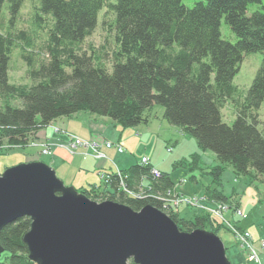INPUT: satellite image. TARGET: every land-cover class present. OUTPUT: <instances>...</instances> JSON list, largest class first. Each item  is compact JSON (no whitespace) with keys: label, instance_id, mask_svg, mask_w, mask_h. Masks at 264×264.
<instances>
[{"label":"trees","instance_id":"obj_1","mask_svg":"<svg viewBox=\"0 0 264 264\" xmlns=\"http://www.w3.org/2000/svg\"><path fill=\"white\" fill-rule=\"evenodd\" d=\"M27 1L28 25L18 29ZM183 1L0 0V96L16 97L21 104L0 110V146H26L37 131L80 112L110 119L122 129L137 128L149 123V112L158 105L164 121L214 154L219 165L209 173L213 182H219L227 166L237 178L253 173L264 184V128L258 129L255 115L264 102V0H193L192 7ZM222 20L235 43L221 37ZM98 25H106L111 34L109 58L103 48L89 54L82 49ZM40 35L45 39L38 44ZM14 50L26 65L28 89L9 83ZM251 53L262 55L261 64L249 88L241 91L233 78L243 55ZM226 103L235 110L231 126L222 122ZM180 164L188 166L181 161L174 168ZM151 169L135 165L120 172L130 191L142 181L152 187L141 199L121 191L122 179L115 174H109L112 192L105 199L94 196V189L82 193L135 212L145 206L161 210L163 193L173 182L165 173L150 178ZM208 195L213 201L229 200L218 191ZM168 217L182 232L207 224L204 215ZM30 225L23 217L0 231L8 264H34L23 243Z\"/></svg>","mask_w":264,"mask_h":264},{"label":"rangeland","instance_id":"obj_2","mask_svg":"<svg viewBox=\"0 0 264 264\" xmlns=\"http://www.w3.org/2000/svg\"><path fill=\"white\" fill-rule=\"evenodd\" d=\"M183 4L188 7H192L193 0H184ZM30 6L31 4L27 1L21 12L20 21L18 25H16L18 29H26L28 25V17L31 14ZM100 19L101 18L99 15V24ZM109 33L110 32L106 29V25H98L92 34L83 41L82 49L88 51L89 54L90 51H95L96 53L100 52L101 48H103L104 52L108 54L109 58V55L113 51L111 34ZM220 33L224 40L235 43L236 39L234 35L227 25H225L223 20L221 21ZM44 39L45 35H40L38 44L43 42ZM11 56L10 70L8 73L10 85L20 89H28L31 86V82L27 77V68L25 63L21 60L19 51L14 50ZM261 60L262 55L260 53L243 55L242 61L239 65V70L233 78V85L241 91L248 89L260 67ZM6 105L19 108L21 104L16 97L0 96V110H2ZM163 112V108L158 105L152 108V110L149 112V114L152 116V119L150 120L151 131L144 134L142 132H134L133 136L136 137L137 141L133 137H128V133L130 130H134V128L118 129V126L116 127L118 131L125 130L124 137L130 139L128 143L129 145H133L134 150L128 151L126 153L131 155L136 153L137 157L144 154V156L147 155V157L143 158L147 159L152 157L153 160L157 162L155 165H158L159 169L164 171L162 173L168 174L173 182V186L163 193V199L161 200V210H157L162 212L167 217L178 216V219L180 220H193L194 215L206 216L207 224L205 225V228L195 230H203L216 235L224 246L226 258L230 264H264V239L260 237L254 240L250 234L251 232L253 235L264 236V184H262L260 179H258L253 173H251L250 176L246 178H237L233 174V171L227 166L224 167L219 182H213V179L209 173L211 168L219 165L215 160L214 154L210 151L201 150L195 139L182 134L178 129L170 126L166 121L163 120ZM76 115L77 117H72L71 120H74L75 118V120L81 122L83 121V116H88L89 113L80 112L75 114V116ZM255 115L258 122V129L261 130V128H264V102L261 104ZM221 116L223 123L227 124L228 126L232 125L235 120V110L230 103H226L224 105L223 109L221 110ZM64 120H66V118L57 119L49 126L39 130V132L43 133L47 128H50L57 135L63 134V136L66 137L65 144L58 142L56 146L65 149L70 155L75 154L80 148H89L93 151V156L96 159L107 158L98 151V146L95 143L84 141L83 139L69 134L66 131L59 130L60 128H58V125L64 122ZM111 122L112 121L110 120V123ZM110 130H113V128ZM140 140L142 142H140ZM135 141L141 143L140 146H138L139 148H135ZM110 144L111 146H107V141H104L103 143L107 149H114L117 153L124 152V146L122 148L120 144ZM51 145V142H47L46 139H42L40 141L36 140L34 137H31L28 144L23 147L14 148L8 147L5 143L2 144L0 146V176L7 169L16 167L18 165L28 163H47L46 157L51 155ZM120 147L123 150L122 152H119L118 150ZM85 156H87V154H85ZM193 156H196L195 160L192 159ZM142 159L137 165H150L149 159L147 165L142 163ZM181 161H185V164L188 166L183 168L180 164L179 166L177 165L178 167L175 169L174 164ZM193 162L196 163V169L189 172L188 170H190L191 164H193ZM112 174L118 175L119 178L122 179L121 191H123L129 197L141 199L146 197V195L152 191V187L148 186L147 181H142V183L140 182L138 186L130 191L123 183L125 177L121 176L120 171L114 172ZM160 174L161 172L155 170L152 167L150 171V178L158 179L160 178ZM192 175L195 177V179L191 178ZM98 176L101 180V183L97 186L90 187L89 189H94V196L96 194H102L103 200L105 199L104 194H107L108 190L112 192L108 186L109 174L100 173ZM77 181L78 180H76V182ZM61 182L65 187H71L70 185L66 184L67 182ZM73 189L77 194L85 196L82 193L83 191L78 190L77 188ZM214 191L221 192L224 197L229 199L227 200L228 202H221L218 200L213 201V199L210 200L208 193ZM89 200L92 201L91 199ZM103 202L107 201H97L95 203L100 204ZM218 205L225 206L223 207L225 209L217 210ZM213 210H216L215 214L213 213ZM238 211H240V215L237 214ZM238 220L243 222V227L246 228V230L238 229L237 225L240 223ZM232 221L234 223L238 222L237 225H234ZM228 224H231L232 226H228ZM238 236H242L246 243L251 246L255 254L254 260L249 261L247 259L248 255L246 245L244 246V242L241 241ZM6 256L7 254L3 251L0 254V262H5ZM130 261L133 263V260L130 259L128 260V264ZM4 264H8L7 260Z\"/></svg>","mask_w":264,"mask_h":264},{"label":"water","instance_id":"obj_3","mask_svg":"<svg viewBox=\"0 0 264 264\" xmlns=\"http://www.w3.org/2000/svg\"><path fill=\"white\" fill-rule=\"evenodd\" d=\"M22 217L31 219L23 243L36 264H230L216 235L180 232L151 206L92 202L43 163L0 176V231Z\"/></svg>","mask_w":264,"mask_h":264},{"label":"crops","instance_id":"obj_4","mask_svg":"<svg viewBox=\"0 0 264 264\" xmlns=\"http://www.w3.org/2000/svg\"><path fill=\"white\" fill-rule=\"evenodd\" d=\"M72 117H77L73 115ZM72 117L66 118L64 122L58 125L61 131H66L69 134H72L76 137L83 139L84 141L95 143L98 147V151L105 155L106 159H96L93 156V151L89 148H80L76 151L75 154H68L65 149L57 147L56 144L59 142H66V137L62 135L55 134L50 128H47L43 133L37 131L34 134L36 140L46 139L47 142H51V155L46 157V164L49 166L56 174L57 178L67 182V185H70L72 188H77L78 190L84 191L88 190L90 187L99 185L101 180L99 179V174H112L114 172H125L130 167L135 166L147 155L137 157L136 153L131 155L126 153L128 151L134 150L133 145H129L130 139L125 138V130L118 131L113 122L110 123V120L107 118H98L93 115L83 116V121L71 120ZM77 119V118H76ZM59 121V120H58ZM150 122L145 125H140L134 130H130L128 133L129 138L136 137L133 136L134 132L147 133L150 132ZM113 130H110L112 129ZM118 129L120 127L118 126ZM122 129V128H121ZM104 141H107L112 144H120L123 148V153H117L114 149H107L103 145ZM137 141V139H136ZM135 141V148H139L141 143ZM140 142H142L140 140ZM126 150V151H125ZM87 154V156H85ZM150 165L159 172H164L159 169L158 165H155V162L152 157L148 158ZM76 180H78L76 182ZM238 222H240L238 220ZM237 222V223H238ZM238 228L245 229L243 227V222H240ZM248 230V229H247ZM249 231V230H248ZM250 232V231H249ZM252 238L255 240L257 238H263L262 235H253L251 232Z\"/></svg>","mask_w":264,"mask_h":264},{"label":"built area","instance_id":"obj_5","mask_svg":"<svg viewBox=\"0 0 264 264\" xmlns=\"http://www.w3.org/2000/svg\"><path fill=\"white\" fill-rule=\"evenodd\" d=\"M70 146V145H69ZM107 146H111V144L109 143V142H107ZM74 147V146H73ZM72 147V148H73ZM118 150H119V152H122L123 150H122V148L120 147V148H118ZM142 163L144 164V165H147L148 164V159L147 158H143L142 159ZM156 173V172H155ZM218 207V209L217 210H220V209H225V208H223V207H225V206H222V205H218L217 206ZM227 208V207H226ZM215 212H216V210H213V213L215 214ZM238 215H240L241 213H240V211H238V213H237ZM242 216V215H241ZM238 238L241 240V241H243L244 242V246L246 245V250H247V255H248V260L249 261H252V260H254L255 259V254H254V251H253V249L251 248V246L249 245V244H247L246 243V241L244 240V238H242V236H238Z\"/></svg>","mask_w":264,"mask_h":264},{"label":"bare ground","instance_id":"obj_6","mask_svg":"<svg viewBox=\"0 0 264 264\" xmlns=\"http://www.w3.org/2000/svg\"><path fill=\"white\" fill-rule=\"evenodd\" d=\"M233 222V221H232ZM234 223V222H233ZM234 225H237V223H234ZM228 226H232L231 224H228ZM239 230H243V229H240V228H238ZM193 232V231H192ZM186 233H188V232H186ZM189 233H191V232H189Z\"/></svg>","mask_w":264,"mask_h":264}]
</instances>
